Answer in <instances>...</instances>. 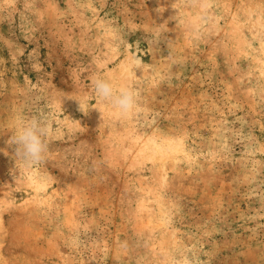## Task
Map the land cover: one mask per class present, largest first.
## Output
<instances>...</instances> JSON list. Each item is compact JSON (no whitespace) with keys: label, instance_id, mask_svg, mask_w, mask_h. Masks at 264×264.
<instances>
[{"label":"rangeland","instance_id":"rangeland-1","mask_svg":"<svg viewBox=\"0 0 264 264\" xmlns=\"http://www.w3.org/2000/svg\"><path fill=\"white\" fill-rule=\"evenodd\" d=\"M202 2L0 0V264H264V0H210L196 40Z\"/></svg>","mask_w":264,"mask_h":264},{"label":"clouds","instance_id":"clouds-1","mask_svg":"<svg viewBox=\"0 0 264 264\" xmlns=\"http://www.w3.org/2000/svg\"><path fill=\"white\" fill-rule=\"evenodd\" d=\"M210 7V0H203L201 12L184 22L193 39H200L206 26L211 23ZM92 84L98 101L110 107L116 117H127L139 107L140 98L134 87L127 84L118 86L113 80L102 77L94 78ZM15 128L12 138V144L16 145L15 155L23 161L24 167L30 170L46 158L49 127L44 119L33 117L21 118Z\"/></svg>","mask_w":264,"mask_h":264}]
</instances>
